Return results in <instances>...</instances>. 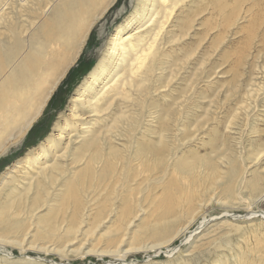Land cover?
I'll use <instances>...</instances> for the list:
<instances>
[{
	"label": "rangeland",
	"instance_id": "374dc122",
	"mask_svg": "<svg viewBox=\"0 0 264 264\" xmlns=\"http://www.w3.org/2000/svg\"><path fill=\"white\" fill-rule=\"evenodd\" d=\"M136 6L137 0H115L110 5L90 29L80 55L33 123V131L29 132L31 126L0 157V205L7 200V175L28 180L24 168H30L24 167V159L38 154L42 142L58 133L73 101L83 93V84L90 81L119 26ZM33 12L31 8L11 12L15 28H25L20 56L29 50L30 34L46 17ZM173 15L168 27L176 36L168 45L173 64L169 71L163 65L158 81L164 86L172 71L175 75L170 90L160 89L153 98L163 110L184 104L180 128L192 124L189 131L182 129L179 138L186 136L184 146L180 144L174 158L190 162L209 158L214 166L200 163L192 174L171 168L158 183L137 187L143 199L128 207L123 199L105 203L107 199L98 200V193L84 198L77 191L47 205L0 210V264H264V0H185ZM2 27L0 40L13 38L11 30ZM57 40L46 43L47 53L67 48ZM99 85L93 84L92 90ZM174 110L166 120H157L161 129L177 126L179 113ZM51 149L46 153L48 164L61 154L59 147ZM232 159L240 169L233 178ZM167 205L174 213L164 221Z\"/></svg>",
	"mask_w": 264,
	"mask_h": 264
},
{
	"label": "bare ground",
	"instance_id": "6f19581e",
	"mask_svg": "<svg viewBox=\"0 0 264 264\" xmlns=\"http://www.w3.org/2000/svg\"><path fill=\"white\" fill-rule=\"evenodd\" d=\"M114 1L0 0V28L5 25L13 34V38L0 40V157L27 134L59 82L77 60L90 29ZM180 2L185 0H137L134 13L119 26L106 57L99 61L91 72L90 81L83 84V93L73 101L72 112L62 125L57 124L58 133L42 142L38 154L24 159V167L30 168H24L26 173L28 171V180L21 181L16 175H7V200L0 205L1 212L24 204L59 202L77 191L83 192L84 198H89L92 192L98 193V200L107 199L105 203L123 199L128 207L133 200L143 199V192L137 187L158 183L171 172V168L192 174L200 163V166L203 163L214 166L209 158H194L192 162L174 158L179 155L180 144L184 146L186 136L179 138L182 129L187 132L192 124L180 128L184 104L176 103L163 110L153 98L161 94L160 89L170 90V80L175 75L172 71L164 86L158 81L163 65L169 71L173 64L168 45L176 40V36L168 27ZM14 8L20 11L31 8L36 16L39 12L46 14L44 21L30 34L33 35L32 44L24 56L20 54L26 42L22 36L25 28H15L11 17ZM37 37L44 38L45 42ZM57 37L67 48L51 55L53 50L47 53L46 43L52 41L55 44L53 39L57 40ZM7 68L11 70L5 74ZM99 82V87L92 90L93 84ZM173 110L179 113L175 119L177 126H163L161 129L157 120H166ZM63 134L67 138L65 146L61 145ZM55 146L60 148L61 154L55 155V161L48 164L46 153ZM142 171L149 173L141 176ZM231 173L232 178L239 175L238 164L234 163ZM250 185L256 186V182L251 181ZM15 186H19L18 192ZM168 198L170 200L171 196ZM168 205L162 212L164 221L170 219L167 217L172 208L169 209Z\"/></svg>",
	"mask_w": 264,
	"mask_h": 264
},
{
	"label": "trees",
	"instance_id": "16d2710c",
	"mask_svg": "<svg viewBox=\"0 0 264 264\" xmlns=\"http://www.w3.org/2000/svg\"><path fill=\"white\" fill-rule=\"evenodd\" d=\"M73 72H74V69L72 71H70V74H72ZM34 128H35V125L33 126V128L29 132L31 133Z\"/></svg>",
	"mask_w": 264,
	"mask_h": 264
},
{
	"label": "crops",
	"instance_id": "0c3cea01",
	"mask_svg": "<svg viewBox=\"0 0 264 264\" xmlns=\"http://www.w3.org/2000/svg\"><path fill=\"white\" fill-rule=\"evenodd\" d=\"M33 126V125H32Z\"/></svg>",
	"mask_w": 264,
	"mask_h": 264
},
{
	"label": "water",
	"instance_id": "95a60500",
	"mask_svg": "<svg viewBox=\"0 0 264 264\" xmlns=\"http://www.w3.org/2000/svg\"><path fill=\"white\" fill-rule=\"evenodd\" d=\"M11 254V253H10Z\"/></svg>",
	"mask_w": 264,
	"mask_h": 264
}]
</instances>
